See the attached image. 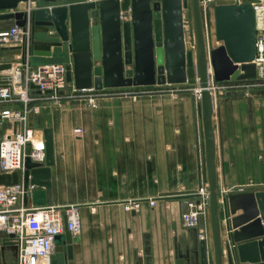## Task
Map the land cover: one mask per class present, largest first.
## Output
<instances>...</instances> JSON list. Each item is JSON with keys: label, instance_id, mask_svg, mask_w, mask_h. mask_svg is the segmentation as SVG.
<instances>
[{"label": "crops", "instance_id": "crops-1", "mask_svg": "<svg viewBox=\"0 0 264 264\" xmlns=\"http://www.w3.org/2000/svg\"><path fill=\"white\" fill-rule=\"evenodd\" d=\"M122 19H129V12ZM204 21L207 41L214 47L222 45L214 35L213 13ZM12 22L0 20V29ZM34 26L45 30L31 40L30 59L59 43L53 28ZM258 35H264V15L256 21ZM20 52L16 44L0 48V63L11 64ZM37 59L32 65L44 63L43 57ZM149 98H112L90 109L52 107L42 101L38 111L30 113L28 123L37 133L52 129L54 163L48 166L45 160L32 159L39 163L33 175L50 186L29 184L27 192L43 189L44 205H76L82 224L81 231L72 234V258L66 264H198L200 229L185 227L182 213L186 201L207 183L200 101L191 94ZM212 119L224 244L229 232L224 196L252 191L239 188L248 182H264V88L247 97L213 99ZM76 127L84 132L76 135ZM23 169L24 165L19 171ZM128 198H141V207L126 209ZM150 198L156 199L155 205L149 204ZM240 213L238 209L236 214ZM202 224L210 225L209 217ZM6 254L7 264H16L12 251Z\"/></svg>", "mask_w": 264, "mask_h": 264}, {"label": "water", "instance_id": "water-1", "mask_svg": "<svg viewBox=\"0 0 264 264\" xmlns=\"http://www.w3.org/2000/svg\"><path fill=\"white\" fill-rule=\"evenodd\" d=\"M0 0V20L26 23L20 2ZM57 2L58 0H46ZM62 4L32 11V23L55 30L59 42L44 55V63H64L66 78L79 89H102L155 82L198 83L202 115L209 219L212 246L199 241L198 264H264V190L230 192L224 196L228 239L221 236L220 206L216 175V139L213 127V96L209 88V65L216 80H254L256 64V18L250 1L218 0L213 6L214 35L222 45L208 51L201 0H65ZM190 6L194 50L186 48L184 9ZM129 12V19L122 15ZM43 64V63H42ZM10 63H0V70ZM45 163H54L53 132L43 130ZM25 147L22 172H0V185L23 183L50 186L32 171L39 166ZM43 189L25 192L24 201L46 204ZM238 209L242 213L236 214ZM0 264H7L6 251L17 257L18 241L0 231ZM72 233L54 236L50 264H66L72 258ZM225 255V257H224Z\"/></svg>", "mask_w": 264, "mask_h": 264}, {"label": "built area", "instance_id": "built-area-1", "mask_svg": "<svg viewBox=\"0 0 264 264\" xmlns=\"http://www.w3.org/2000/svg\"><path fill=\"white\" fill-rule=\"evenodd\" d=\"M36 1L27 0L24 7L17 8L26 15L24 26L16 24L13 20L12 24L0 29L1 40L14 43L21 49L10 67L0 70V172L5 173L23 168L27 143H30L29 155L33 160L38 162L45 160L43 132L37 133L28 123L30 113L38 111L40 102L56 103L69 100L77 97L75 94L77 91L94 89L76 88L73 82L66 78L64 63L38 65L30 63L32 11ZM212 1L201 0L202 11ZM250 2L257 21L264 15V0ZM188 25L189 20L184 17L186 29ZM254 62L257 71L254 79L256 82L249 80L247 83L251 85L264 83V35L256 36ZM14 103L18 107L5 106ZM5 123H9V126L4 128ZM82 131L80 127L74 129L76 135H80ZM25 192L27 189L22 182L0 185V231L13 234L18 241L16 264H50L49 256L53 252L54 236L62 233L65 228L72 234L81 231L82 224L77 206L71 204L27 206L22 200ZM194 195L196 198L186 202L187 207L182 213V223L185 227H196L202 218L209 217L207 183H202ZM148 201L154 204L155 198ZM139 203V200H134L131 206L137 209ZM209 227L207 224L200 228L198 233L200 240L209 239L211 234Z\"/></svg>", "mask_w": 264, "mask_h": 264}, {"label": "rangeland", "instance_id": "rangeland-1", "mask_svg": "<svg viewBox=\"0 0 264 264\" xmlns=\"http://www.w3.org/2000/svg\"><path fill=\"white\" fill-rule=\"evenodd\" d=\"M62 1V0H61ZM61 1H57L61 2ZM74 1V0H72ZM249 1V0H248ZM62 2H67V1H62ZM217 0H213L210 4L206 5L203 8V18L204 19H209L211 17V14L213 13V5L216 3ZM56 3V2H55ZM62 4V3H60ZM49 6L48 2H44L41 0H37L35 3V7H45ZM23 7V6H22ZM21 7V8H22ZM12 10H1V13H8L11 12ZM186 14V17L189 20V25L185 31L186 34V48L187 49H192L194 50V39H193V33H192V25H191V15H190V6L188 5L187 8L184 9V15ZM12 21V20H8ZM3 28V27H2ZM39 30L42 32L45 30L44 27L40 26H34L32 27L31 31V40L35 36H39ZM38 32V33H36ZM207 33V32H205ZM206 40H208V36H206ZM10 46H14V44H11L9 42H6L4 40L0 39V48H8ZM214 46H212L211 43L207 41V49L208 51L212 50ZM17 57V56H16ZM35 62V57L32 56L30 59V63L34 64ZM199 85L198 83H188V82H183V83H167V82H155L154 84L150 85H132V86H123V87H108V88H102V89H91V90H84V91H77L75 94L77 95L76 98H71L67 100H61L59 102H50L49 105L52 107L55 106H64V107H70L74 105H79L82 106L84 109H90V108H97L100 107L105 101H108V99L116 98L120 99H128V100H136V99H141V100H146L150 99L149 97L152 96H157V95H168L172 97V95H179V94H191L193 95L194 99L196 101H200V96L197 94L196 90L198 89ZM209 88L212 92L213 99L215 101H218L221 97L225 96H233V95H242V96H251L254 91L257 89H263L264 88V83L261 84H249V82H244L240 80L238 82L236 79H224V80H216L215 79V71L212 65H209ZM77 128V127H76ZM82 128V133L84 132V128ZM75 133V132H74ZM81 133V134H82ZM80 134V135H81ZM205 183V182H204ZM199 188V187H198ZM240 189H246V188H251L252 191H262L264 190V182H248L245 185L239 186ZM198 190V189H197ZM196 190V191H197ZM195 191V192H196ZM194 192V194H195ZM195 199L196 196L191 197L189 199ZM188 199V200H189ZM134 200H139V209L142 205V199L141 198H128L124 202V207L126 209H135L131 206V202ZM187 200V201H188ZM186 201V202H187ZM150 204V203H149ZM156 204V199L154 204L150 205H155ZM187 207V206H186ZM203 218L201 219L200 223L198 226L199 229L202 227H205L206 225L202 224ZM209 225V224H208ZM210 228V227H209ZM208 228V229H209ZM199 233V231H198ZM211 242V240H210Z\"/></svg>", "mask_w": 264, "mask_h": 264}, {"label": "bare ground", "instance_id": "bare-ground-1", "mask_svg": "<svg viewBox=\"0 0 264 264\" xmlns=\"http://www.w3.org/2000/svg\"><path fill=\"white\" fill-rule=\"evenodd\" d=\"M21 3H23V7L25 6V3H24V2H20V3L18 4V7H19V8L22 7V6H20ZM196 92H197V94L199 95V87H198V89L196 90ZM204 240H205V239H204ZM209 240H211V234H210V236H209ZM207 241H208V240H207ZM207 241H206V242H207ZM209 242H210V241H209ZM211 246H212V242H211Z\"/></svg>", "mask_w": 264, "mask_h": 264}]
</instances>
